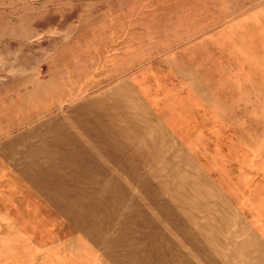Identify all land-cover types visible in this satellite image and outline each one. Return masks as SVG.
<instances>
[{"label": "rangeland", "instance_id": "1", "mask_svg": "<svg viewBox=\"0 0 264 264\" xmlns=\"http://www.w3.org/2000/svg\"><path fill=\"white\" fill-rule=\"evenodd\" d=\"M239 1L236 19L258 45L252 97L236 109L175 113L174 135L144 109H119L117 160L56 178L54 147L44 161L41 144L44 76L56 84L53 48L107 2L0 0V157L16 176L6 184L15 198L0 193V264H264V0ZM74 119L72 110L64 148L89 157L96 146L73 145L76 132L90 143L107 131L78 136Z\"/></svg>", "mask_w": 264, "mask_h": 264}, {"label": "crops", "instance_id": "2", "mask_svg": "<svg viewBox=\"0 0 264 264\" xmlns=\"http://www.w3.org/2000/svg\"><path fill=\"white\" fill-rule=\"evenodd\" d=\"M101 1L107 5L80 16L73 37L60 40L53 48V62L58 66L56 84L51 87L47 74L44 76L41 144L44 161L47 147L49 153L54 147L49 171L64 172L54 174L56 178L82 177L87 163L117 160L111 147L116 145L118 127L113 120L119 109H144L150 120L174 135L180 129L175 122L183 120L174 117L175 113L236 109L242 106L244 96L252 97L253 81L254 90H258L257 73H253L258 45L236 19L237 0ZM48 51L45 71L47 64L51 67L50 47ZM51 100L54 109L47 105ZM71 104L74 109H62ZM72 110L78 136L82 129L107 131L105 138L90 143L77 139L76 132L73 145L96 146L86 151L89 157L64 148L67 114ZM101 115L107 116L105 125L99 122ZM3 161L6 158L0 157V177L7 181L0 182V193L15 198L13 185L6 184L16 176Z\"/></svg>", "mask_w": 264, "mask_h": 264}]
</instances>
